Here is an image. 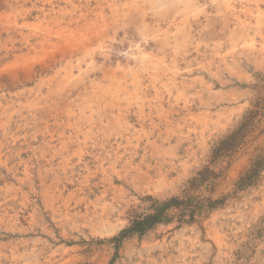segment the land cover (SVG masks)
I'll list each match as a JSON object with an SVG mask.
<instances>
[{
    "label": "rangeland",
    "instance_id": "374dc122",
    "mask_svg": "<svg viewBox=\"0 0 264 264\" xmlns=\"http://www.w3.org/2000/svg\"><path fill=\"white\" fill-rule=\"evenodd\" d=\"M263 152L264 0H0V264H264ZM208 166L224 205L112 241Z\"/></svg>",
    "mask_w": 264,
    "mask_h": 264
},
{
    "label": "trees",
    "instance_id": "16d2710c",
    "mask_svg": "<svg viewBox=\"0 0 264 264\" xmlns=\"http://www.w3.org/2000/svg\"><path fill=\"white\" fill-rule=\"evenodd\" d=\"M241 139L240 136L236 137L235 134L221 141L213 151L212 163L221 160L224 162L230 159L237 150L238 140ZM263 170L264 152L256 158L251 167L238 180L234 195L257 184ZM220 178L221 172L217 173L208 166L198 172L197 176L190 181V186L184 192L183 198H172L165 202H158L151 198L152 205L149 213L135 215L130 226L124 229L118 237L113 238L112 241L118 243L131 236H143L158 225L168 224L174 220L179 225L195 223L197 218L224 205L227 198L214 200L212 197L203 194L194 196L192 193L199 192L201 189H204V192L213 193ZM173 210H176L177 213L171 216Z\"/></svg>",
    "mask_w": 264,
    "mask_h": 264
}]
</instances>
